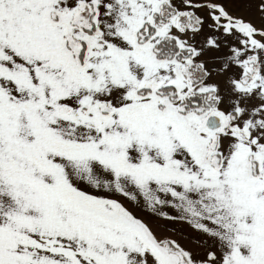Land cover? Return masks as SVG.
<instances>
[{
  "label": "snow or ice",
  "instance_id": "6c2138e0",
  "mask_svg": "<svg viewBox=\"0 0 264 264\" xmlns=\"http://www.w3.org/2000/svg\"><path fill=\"white\" fill-rule=\"evenodd\" d=\"M0 264H264V0H0Z\"/></svg>",
  "mask_w": 264,
  "mask_h": 264
}]
</instances>
